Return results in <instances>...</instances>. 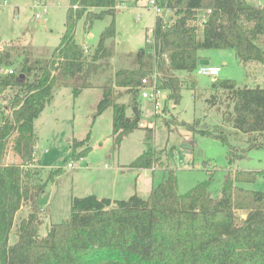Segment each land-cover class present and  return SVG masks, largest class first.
I'll use <instances>...</instances> for the list:
<instances>
[{"label":"trees","instance_id":"16d2710c","mask_svg":"<svg viewBox=\"0 0 264 264\" xmlns=\"http://www.w3.org/2000/svg\"><path fill=\"white\" fill-rule=\"evenodd\" d=\"M156 2L163 8V16H157L152 35L138 54L137 67L119 70L103 86L97 115L113 109L115 148L142 129L136 99L144 78L156 74L157 86L168 92L166 104L172 101L178 105L184 89L193 91L194 99L202 93L196 72L204 51L232 50L244 63L264 65V7L247 0ZM70 3L65 32L53 55L32 58L30 51L23 49L24 58L16 71L0 74V94L13 92L5 96V109L12 110V116L0 126V264H264V191L240 186L255 180V175L247 172H229L218 198L210 192L209 182L181 195L172 170L166 171L163 182L152 188L147 199L138 194L127 200L94 194L74 197L70 217L52 225L46 236L40 235V197L47 183L39 182V172L34 169L38 141L35 121L57 89L71 88L78 96L93 87L101 62L114 56V48L107 41L116 36L115 18L121 0ZM168 11L174 16L170 22L164 20ZM107 16L113 18L111 25L101 34L94 53L87 55L75 39L77 22L85 17L89 31L95 21ZM15 65L10 52L0 53V68L9 71ZM210 90L222 91L230 106L223 112L224 122L248 136L251 149L264 148V86L241 88L226 79L212 84ZM124 95L134 96L131 116L127 105L118 102ZM206 103L221 108L216 95ZM181 125L227 143L221 126L201 128L199 121ZM88 140L73 144L79 159L91 149ZM146 142L148 151L130 168L151 170L159 164L151 146V129H147ZM10 152L12 158L7 161ZM229 160L232 162V157ZM59 172H51L49 178ZM26 205L31 212L18 227V242L11 245L16 216Z\"/></svg>","mask_w":264,"mask_h":264},{"label":"rangeland","instance_id":"374dc122","mask_svg":"<svg viewBox=\"0 0 264 264\" xmlns=\"http://www.w3.org/2000/svg\"><path fill=\"white\" fill-rule=\"evenodd\" d=\"M37 1L48 6V13L42 18H36L37 13H42L41 8L36 6ZM150 1L121 0L115 18L116 36L107 41V45L114 48V56L101 62V69L92 80L93 87L83 90L78 96L73 94L71 88L57 89L53 100L35 121L38 141L37 168L34 169L39 172V182L47 183L40 197L43 209L40 235L43 237L52 225L70 217L74 197H85L103 190L109 196L115 190L121 193L119 198L124 200L134 194L147 199L152 187L163 182L167 170L174 171L181 195L199 183L209 182L210 192L218 198L229 172L254 174L253 182L241 183L240 186L264 191V148L251 149L249 137L224 122L223 112L228 111L230 106L222 91L210 90L212 84L226 79L235 81L241 88L264 86V65L258 62L244 63L232 50L202 53L209 56L212 64L219 65L222 72L220 76L212 78L197 76L198 89L202 93L196 99L193 91L184 89L180 104L175 105L172 101L166 104L168 92L164 91L162 113L154 115L152 104L137 97L136 104L142 111L141 123H150L152 126L134 131L119 148H115L112 138L113 109L109 108L97 115L98 105L103 99V86L109 84L119 70L137 67L138 54L146 47V39L152 35L157 18ZM70 6V0H0V53H11L16 62L11 69L16 71L17 65L23 60V49L30 51L32 58H50L53 55L61 44ZM172 19L173 13L165 12L164 20L170 22ZM112 20L111 16L97 20L89 31H86L85 17L77 22L75 39L85 47L87 55L94 53L101 34ZM7 71L0 68L2 74ZM185 77L181 76L183 79ZM12 93L9 91L4 95L11 96ZM212 95L217 96L221 108L206 103ZM133 99V95H124L118 101L128 104L130 115H133L135 106ZM2 102L5 105L8 103L4 99ZM195 121L200 122L201 128L223 127L227 143L194 133L181 125L183 122L193 124ZM147 129L152 131L151 146L159 164L153 167L154 171H137L129 166L149 149ZM87 138L91 149L81 161L73 153V144ZM10 154L7 161L12 158ZM57 170L59 174L49 178L51 172ZM113 176L117 178L118 189L110 185ZM30 212V207L26 205L17 214L10 236L11 245L18 242V227ZM239 216L244 218L245 215L239 213Z\"/></svg>","mask_w":264,"mask_h":264},{"label":"built area","instance_id":"2783aa9c","mask_svg":"<svg viewBox=\"0 0 264 264\" xmlns=\"http://www.w3.org/2000/svg\"><path fill=\"white\" fill-rule=\"evenodd\" d=\"M150 5L156 10L157 16L158 15H162V13L164 12L163 8H161L156 0H152L150 1ZM36 6L40 7L42 10V13H37L36 14V18H42V16L44 14L48 13V6L45 3H42L40 1H37ZM208 13H210V11H208ZM163 16V15H162ZM205 21V17H203L200 20V23L203 24ZM2 72V70H1ZM222 72V68L220 66H216V65H202L197 69V75L198 76H204V77H218ZM6 73L9 74H13L14 71L11 69L9 71H7ZM2 74V73H0ZM139 97L152 104L153 106V111H154V115L157 114H161L162 110L164 108L165 105V99H164V90H162L161 88H159L157 86V75L155 74L154 76H152V78H144L142 80V87H141V91L139 94ZM5 100V95L4 94H0V126H2L3 124H5L7 118L9 116H12V110H6L5 109V103L3 104L2 100ZM5 112V113H4ZM141 128H145V127H151L152 125L149 124H145V123H141L140 124ZM81 161L84 160V158L80 159ZM69 166H72L71 164H69ZM153 171L155 170V168L152 169Z\"/></svg>","mask_w":264,"mask_h":264},{"label":"crops","instance_id":"0c3cea01","mask_svg":"<svg viewBox=\"0 0 264 264\" xmlns=\"http://www.w3.org/2000/svg\"><path fill=\"white\" fill-rule=\"evenodd\" d=\"M152 1V0H151ZM249 3H252V4H254V5H257V6H260V7H264V0H247ZM120 5L121 4H119L118 6H117V10H118V8L120 7ZM201 56L203 57V60H206V61H209V64L210 65H216V66H219V65H217V64H212L213 62H212V60L209 58V56L208 55H204V54H201ZM226 65V64H225ZM130 98V97H129ZM140 98V97H139ZM141 99V98H140ZM134 100V99H133ZM139 102H141V101H139ZM126 104V103H125ZM127 105V107H128V104H126ZM141 110V109H140ZM142 112V111H141ZM127 114H128V116H131L130 114H129V109L127 110ZM121 169V168H120ZM123 170H125V169H123ZM134 170H137V171H140L139 169H134ZM117 174V173H116ZM123 175H126V172H123ZM147 175V174H146ZM140 175H138V177H139ZM110 180H113V183H110V185H113L112 187H114V189L116 188V189H118L119 187H118V184H116V180H117V178L115 177V176H113L112 178H110ZM154 187V186H153ZM152 187V188H153ZM152 190V189H151ZM137 193V192H136ZM121 193L118 191V193H117V191H113V194L112 195H109V196H106V194H104V190L103 191H101V192H99V193H94V195H97L98 197H100V198H103V197H107V198H111V199H113V200H124V199H122V198H119Z\"/></svg>","mask_w":264,"mask_h":264},{"label":"water","instance_id":"95a60500","mask_svg":"<svg viewBox=\"0 0 264 264\" xmlns=\"http://www.w3.org/2000/svg\"><path fill=\"white\" fill-rule=\"evenodd\" d=\"M200 65H209V61H206V60H201L200 61Z\"/></svg>","mask_w":264,"mask_h":264}]
</instances>
